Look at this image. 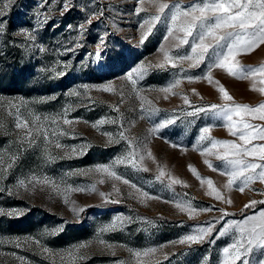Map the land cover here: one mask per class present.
<instances>
[{
    "label": "rangeland",
    "instance_id": "374dc122",
    "mask_svg": "<svg viewBox=\"0 0 264 264\" xmlns=\"http://www.w3.org/2000/svg\"><path fill=\"white\" fill-rule=\"evenodd\" d=\"M164 2L188 6L199 0ZM5 4L8 6L4 7ZM139 6V0H68L64 11V0H0V11L4 13L0 15L3 25L0 31V123L4 124L0 128V155L4 156L5 164L11 162L8 157L12 154L17 156L7 172L0 166V209L3 210L0 213V264H22V261L23 264H117L118 261L136 264L137 258L129 249L162 245L165 246L162 251L140 259L148 264H202L207 258V264H218L222 259L221 250L233 241L231 233L218 238L224 224L242 221L264 210L261 204L244 207L252 199L264 200V195L259 194L264 192V184L256 181L250 187L258 191L246 189L243 194L235 188L225 190L227 176L209 169L203 161L207 159L226 170L216 159V153H223L228 147L212 148L209 141L198 142L201 129L209 127L214 139L243 143L229 134L223 119L210 105L256 106L264 102V95L251 90L253 83L257 89L264 88V75L241 79L230 76L226 68L213 67V82L209 83L204 78L208 65L226 51L227 41L209 48L198 67H190L192 61L177 63L175 67L172 63L164 68L155 67L163 60L162 45L173 57L191 55V45L175 48L173 45L178 41L171 36L164 39L171 23V8L165 10L161 21L141 42L142 33L147 31V26L142 29L141 25L157 11L145 0L146 11L137 15ZM45 17L46 23L43 22ZM181 23V20L176 22L173 35L182 38L184 33L177 30ZM82 24L85 25L83 30ZM25 31L35 35L36 40L26 39ZM98 45L99 60L96 59ZM235 59L241 65L258 66L264 63V45L250 54H238ZM232 63L230 58L228 66ZM141 65L146 70L133 85L126 76ZM189 77L193 79L189 81ZM198 77L200 79H196ZM176 80H180V84L172 93L159 91ZM107 84H113L116 91L101 90ZM84 85L89 86L88 90L82 87ZM219 86L234 98L232 102L221 100ZM73 90L78 94L69 95ZM184 96L190 104L183 103ZM201 107L208 111L188 115ZM17 110L22 120H29L30 127L33 114L41 117L40 126L48 131V141L41 131L28 138H35L34 144L22 142L27 130L15 127ZM8 112L13 115L9 116ZM44 117L59 119L53 124ZM65 118L73 123L63 124ZM109 119L117 122L104 123L98 129L92 127L99 120ZM169 119L175 123L155 135L150 134V129ZM244 119L252 124H264L248 116ZM233 120L238 121L240 117L233 116ZM57 125L66 135H51ZM121 132L125 139H120ZM105 133L111 134L113 142H109ZM53 140H58L63 147L56 148L51 143ZM205 147L213 154L201 156L200 151ZM73 149L76 150L74 155L71 154ZM133 150H138L144 160L140 161L136 155V167L124 163L112 169L122 180L129 181L127 185L122 180L109 178L106 173L89 171L98 165H112L118 157ZM148 151L154 160L148 158ZM49 155L54 159H49ZM190 164L200 176L211 179L225 200L230 199L232 203L207 195L210 191L207 183L202 185L189 171ZM160 169L165 175L158 180ZM169 173L183 183L172 184ZM32 175L47 177L58 190L40 184L18 186L19 180L27 181ZM100 179L104 183H98ZM93 184L95 191L90 190ZM113 184L120 189L119 193L113 191ZM133 184L135 189L130 186ZM68 186L83 191H69ZM100 192L111 195L106 200ZM177 202L182 206L190 202L199 214L190 218L188 212L176 207ZM80 208L83 211L73 210ZM204 208L212 211H200ZM220 209L229 215L216 224L212 235L203 243H169L215 223L221 216ZM9 212L18 214L9 215ZM117 217L130 220L115 221ZM114 221L115 229L101 232ZM100 240L105 244L99 243ZM17 242L20 246H16ZM80 244L86 247L77 249ZM45 248L47 252L43 251Z\"/></svg>",
    "mask_w": 264,
    "mask_h": 264
},
{
    "label": "snow or ice",
    "instance_id": "6c2138e0",
    "mask_svg": "<svg viewBox=\"0 0 264 264\" xmlns=\"http://www.w3.org/2000/svg\"><path fill=\"white\" fill-rule=\"evenodd\" d=\"M65 8L67 10L68 0H64ZM148 3L155 6L157 14L152 15L149 18L145 19L141 28L144 29L147 26V31L142 33L141 42L150 35L157 23L161 21L162 15L165 13L166 9H172L171 15L169 17L171 23L168 25L167 31L168 35L164 37L165 40L172 37L173 40L178 41L174 44L173 47L180 48L183 45H191V55H181L173 57L169 54L167 48L163 45L160 48V51L163 53V60L155 65L157 68H164L166 64L172 63V66L175 67L177 63L183 61H192L189 65L190 67H198L200 63L204 61L205 54L208 52L209 48L219 47L221 42L227 41L225 45L226 51L222 54H218L216 60L208 65V73L204 77L208 80L209 83H212L211 71L213 67L216 68H226L228 74L235 78H249L255 77L257 74L264 75V63L258 66L252 65H241L239 61L235 59L238 54H250L255 51L260 45H264V0H199V2H193L188 6H181L180 4H170L164 2V0H148ZM145 0H139V7L136 8V13L139 15L141 12L146 11L144 8ZM8 5L5 4L4 7ZM4 13L0 11V15ZM63 14V13H61ZM181 20L182 23L177 28L178 31L183 32L184 36L181 38L179 36L173 35L174 26L176 22ZM44 23L47 22V17H45ZM90 22V21H89ZM71 27V26H69ZM85 25H80L81 30H83ZM0 31H3V25L0 24ZM24 35L26 39L36 40V36L25 31ZM191 38V40L189 39ZM101 44H103V39H101ZM44 51L43 48L40 49ZM234 61L231 66H228L229 60ZM96 59H100V46H97ZM175 61V63H173ZM146 69L143 65L139 68L134 69L132 72H129L126 76V79L130 81L133 85L136 84L137 79L142 77ZM62 74V73H61ZM189 81L193 78L189 77ZM196 79H200L199 77ZM219 83L218 81L216 82ZM180 84V80H176L175 83L170 84L168 87L160 89L159 91L170 94L172 93L173 88L177 87ZM85 90H88L87 85L82 86ZM101 90L105 92H114L116 91L113 84L103 85ZM251 90L259 91L261 95H264V88L257 89L255 83L252 84ZM218 91L221 95V100L225 102H232L234 98L227 92L223 86L218 87ZM193 92L195 90L193 89ZM78 93L73 90L69 95H77ZM167 99V95L164 97ZM146 103L151 104V101H147L146 98L141 97ZM183 103L185 105L190 104V101L187 96L182 97ZM15 108V105H12ZM143 107V104H142ZM210 109L215 111L217 116L221 117L224 121V126L227 128L229 134L233 137H237L239 141L243 143H237L231 140L224 139H214L210 135V128L204 127L201 129V135L198 142L209 141L212 148H217L218 146H227L228 150L223 153H216V159L221 161L225 166L226 170H221L218 166H214L209 160L204 159V163L208 166L209 169L213 171H220L221 175L227 176V182L223 185L225 190H232L233 188L237 189L240 193H244L246 189L250 191H258L251 189L250 185L256 181L264 184V143H254V141H264V124H252L247 119H244L245 116L250 117L252 120L264 121V102L259 103L256 106H251L249 104H239V103H222L220 105L212 104ZM118 111V109H116ZM208 109L205 108H196L194 111L188 113V115L196 116L201 112H206ZM9 116L13 115V112H8ZM233 116L240 117V120L234 121ZM16 123L15 127L18 129H26V138L22 142H27L29 144H34L36 142L35 138L28 139L33 137V133L39 134L43 131V136L45 141H48V131L42 129L40 126L41 117L32 115L31 116V127L29 120L20 118L18 110L16 112ZM44 120L51 119L53 124H56L59 117H44ZM115 120H99L92 124L93 128L99 127L104 123H116ZM73 122L68 119H63V124L71 125ZM175 123L174 120H166L159 125L155 126L153 129H150V134L155 135L159 132L160 129ZM4 127L3 123H0V128ZM51 135L57 137V135L63 136L66 135L65 132L59 130V125L52 130ZM109 136V142H113L111 134L105 133ZM120 139H125L124 133H120ZM118 142V141H116ZM51 143L55 144V147L60 149L63 146L58 142V140H53ZM175 147V145H173ZM130 147L132 145L130 144ZM145 149L147 146H144ZM68 153H66L67 155ZM71 154H76V150L73 149ZM205 154L212 155L210 148H203L200 151L201 156ZM139 155L138 150H133L129 152L126 156L118 157L112 165H98L95 169L89 170L96 173H106L109 178H114L117 181L122 180V177L118 175L114 170V165L129 163L133 167H136L134 162V157ZM148 158L153 159L151 152H147ZM131 157V158H130ZM251 157L252 159H248ZM143 155H139L140 161L144 160ZM8 159L11 161L5 164V158L3 155H0V166H2V171L7 172L8 169L13 167L14 162L17 159L15 154H12ZM49 159H54L49 155ZM189 171L193 173L201 184L207 183L208 188L210 189L207 192V195L214 196L218 201H224L228 204H231L230 199L225 200V197L222 195L221 191L214 187L213 181L211 179H205L197 173V170L193 165H188ZM144 171H147V168H143ZM75 173H69L72 175ZM87 174V173H81ZM165 175L164 170H159V175L157 179ZM168 178L172 184H181L183 183L180 179L174 178L171 174H168ZM124 184H129L127 179H123ZM98 183H104L103 179H100ZM36 184L48 185L53 188V190H58V186L47 177H39L32 175L27 178V181L21 179L18 181L19 187H26V185H32L33 187ZM132 188L136 186L130 185ZM69 191H83L79 188H72L68 186ZM90 190L95 191L96 186L93 184L90 187ZM113 191L119 193L120 189L113 184ZM139 191V189H137ZM260 195H264V192H260ZM99 195L104 197L106 200L110 197L111 194H106L100 192ZM142 196H147V193H141ZM151 198V197H149ZM67 203V200H65ZM112 202H118L113 200ZM143 202V200L141 201ZM257 204L264 205V200H250L244 207H254ZM176 207L179 208L181 212H188L189 217H195L199 213L189 202L187 206H182L180 202L176 203ZM74 212L83 211L80 209H73ZM200 211L211 212V208H204ZM221 216L218 217L215 223H210L207 227H200L194 231L193 234H188L181 237L177 241L169 242L171 245H191L203 243L207 237H210L215 230L216 224L223 219L224 216L229 215L224 209H220ZM0 213H3V210L0 209ZM9 215L18 214L16 212H9ZM130 218L127 217H117L115 221H129ZM113 222L110 225H106L101 229V232L113 230L116 227V222ZM149 223H151L149 221ZM229 233L232 234L233 241L228 246L224 247L222 252V259L218 261V264H264V210H260L257 214L246 217L242 221H230L225 223L224 226L219 230V236H225ZM31 239V238H29ZM213 243L215 241H212ZM37 244L39 241L36 242ZM99 243L105 244V241L100 240ZM16 246H20L17 242ZM112 247V245H107ZM86 247V244H80L77 246V249ZM165 246L162 245L159 248H146L143 250H132L128 251L136 259V264H148L146 260H141V257H150L155 254L157 251H162ZM43 251L47 252L45 248ZM115 255V252L112 253ZM70 256L73 253H69ZM165 258H167L165 256ZM23 264V261H22ZM117 264H125L124 261H118ZM202 264H207V258Z\"/></svg>",
    "mask_w": 264,
    "mask_h": 264
}]
</instances>
